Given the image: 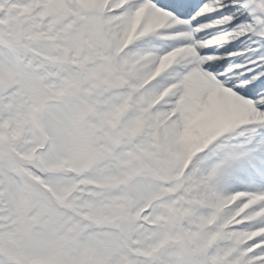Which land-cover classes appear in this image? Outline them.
Masks as SVG:
<instances>
[{"label": "rangeland", "instance_id": "1", "mask_svg": "<svg viewBox=\"0 0 264 264\" xmlns=\"http://www.w3.org/2000/svg\"><path fill=\"white\" fill-rule=\"evenodd\" d=\"M5 1L0 162L10 175L0 264H203L224 229L264 198L230 211L248 194L220 199L212 161L197 158L227 117L185 106L173 119L152 111L158 98L134 100L154 72L130 87L143 58L117 57L139 23L117 33L99 19L109 0ZM71 16L86 29L69 46L72 26L62 25Z\"/></svg>", "mask_w": 264, "mask_h": 264}, {"label": "snow or ice", "instance_id": "2", "mask_svg": "<svg viewBox=\"0 0 264 264\" xmlns=\"http://www.w3.org/2000/svg\"><path fill=\"white\" fill-rule=\"evenodd\" d=\"M99 19L117 24L119 34L139 20L138 38L117 57L118 63L143 58L130 87L164 62L134 100L147 103L163 94L152 111L176 112L173 119L185 106H209L227 117L197 158L212 161L225 187L220 199L248 194L230 211L250 196L264 197V0H109ZM66 25L72 26L65 37L70 46L86 24L71 16ZM237 219L203 264H264V198Z\"/></svg>", "mask_w": 264, "mask_h": 264}, {"label": "flooded vegetation", "instance_id": "3", "mask_svg": "<svg viewBox=\"0 0 264 264\" xmlns=\"http://www.w3.org/2000/svg\"><path fill=\"white\" fill-rule=\"evenodd\" d=\"M8 155V154H7ZM11 159V155H8ZM6 174V175H5ZM10 175L9 170L4 169V165L0 162V214L3 215L7 212V209L5 207L4 202L7 203L8 198H7V187H6V182L8 179V176ZM5 225L9 227V222L5 221Z\"/></svg>", "mask_w": 264, "mask_h": 264}, {"label": "water", "instance_id": "4", "mask_svg": "<svg viewBox=\"0 0 264 264\" xmlns=\"http://www.w3.org/2000/svg\"><path fill=\"white\" fill-rule=\"evenodd\" d=\"M168 219L170 221V223H172V226L174 228H178L179 227V220L178 217L171 211H168Z\"/></svg>", "mask_w": 264, "mask_h": 264}, {"label": "bare ground", "instance_id": "5", "mask_svg": "<svg viewBox=\"0 0 264 264\" xmlns=\"http://www.w3.org/2000/svg\"><path fill=\"white\" fill-rule=\"evenodd\" d=\"M138 23H139V20L136 21V23H135L134 26H137ZM131 43H132V42H131ZM131 43H130V44H131ZM130 44H129V45H130ZM129 45H128V46H129ZM163 65H164V62H161V66H158V69H157L156 71H154L153 78H154L156 75L159 74V72L161 71ZM115 108H116V106L110 105L109 110H110V111H114Z\"/></svg>", "mask_w": 264, "mask_h": 264}, {"label": "clouds", "instance_id": "6", "mask_svg": "<svg viewBox=\"0 0 264 264\" xmlns=\"http://www.w3.org/2000/svg\"><path fill=\"white\" fill-rule=\"evenodd\" d=\"M147 83H150V81H148ZM164 99V96H163V94L156 100V104H155V106H157L158 104H160L161 103V101Z\"/></svg>", "mask_w": 264, "mask_h": 264}, {"label": "trees", "instance_id": "7", "mask_svg": "<svg viewBox=\"0 0 264 264\" xmlns=\"http://www.w3.org/2000/svg\"><path fill=\"white\" fill-rule=\"evenodd\" d=\"M6 2H8V0H6V1H5V3H6ZM121 94H122V93H121ZM121 94H120V95H121ZM192 168H195V167H194V166H192Z\"/></svg>", "mask_w": 264, "mask_h": 264}]
</instances>
